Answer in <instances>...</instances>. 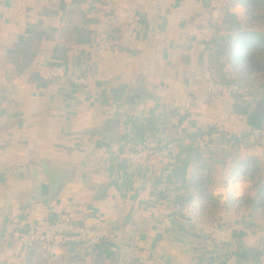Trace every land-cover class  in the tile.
<instances>
[{
	"label": "crops",
	"instance_id": "crops-1",
	"mask_svg": "<svg viewBox=\"0 0 264 264\" xmlns=\"http://www.w3.org/2000/svg\"><path fill=\"white\" fill-rule=\"evenodd\" d=\"M257 8L264 0H0V264H114L132 242L134 264H264V114L205 101L213 38L233 13L251 47L264 43L263 20L240 21ZM29 27L37 54L19 72L7 55ZM55 64L89 84L48 79ZM134 149L145 164L126 158ZM45 167L60 175L54 194ZM62 212L103 228V246L62 238L52 257L37 254L35 236ZM206 213L224 215L231 244L211 240Z\"/></svg>",
	"mask_w": 264,
	"mask_h": 264
},
{
	"label": "built area",
	"instance_id": "built-area-1",
	"mask_svg": "<svg viewBox=\"0 0 264 264\" xmlns=\"http://www.w3.org/2000/svg\"><path fill=\"white\" fill-rule=\"evenodd\" d=\"M262 10L257 8L253 14H261ZM128 23H133L135 17L133 14H125ZM238 65L240 70H243L245 62L241 61ZM261 73L258 71L252 72L251 77H257ZM48 79H56L68 77L73 85L87 86L89 80L83 75L76 73L68 74L67 68L64 65L55 64L47 68ZM206 96L208 98L217 97L219 95H231L239 92L237 84H227L217 80L207 81ZM3 87L0 83V105L2 103ZM147 154L144 150L134 149L126 154V158L136 164L143 165L147 162ZM214 195L218 197L219 204L223 205L227 198L224 195L223 189L218 187L214 190ZM264 196V194H263ZM264 200V199H263ZM264 211V205L259 208V212ZM201 213V212H200ZM204 219V225L208 228L211 240L219 247H225L231 244L234 240L233 228L230 223L222 217L217 223L208 213L201 214ZM106 232L103 228L80 224L67 212L60 213L53 222L46 225L44 231L35 236L34 240L38 245L36 248L37 254L52 257L55 253L56 245L60 239H75L89 243H101L106 238ZM138 239V238H136ZM135 259V245L134 243H120L116 248V263L115 264H134Z\"/></svg>",
	"mask_w": 264,
	"mask_h": 264
},
{
	"label": "trees",
	"instance_id": "trees-1",
	"mask_svg": "<svg viewBox=\"0 0 264 264\" xmlns=\"http://www.w3.org/2000/svg\"><path fill=\"white\" fill-rule=\"evenodd\" d=\"M247 2L248 0H242ZM237 18L233 13H227L225 23L229 24L228 34L223 36L216 35L213 40L212 44L215 46H219V52H223L226 54L230 52L231 47H233V51H236V59L245 62V66L243 68L244 75L250 76L252 72L258 71L262 74V78L264 77V43H259L254 46H250L249 43L252 41L254 37L249 36V31L241 30L240 22L236 21ZM241 30V31H240ZM233 31V32H232ZM239 32L237 37V41L232 42L233 40V33ZM33 29L29 27L25 35H20L18 40L15 42L14 46L8 51V55L11 60L16 64V67L19 72L24 71L29 64L32 62L35 54H37V50L34 51V38L32 37ZM238 48V49H237ZM63 63V62H62ZM63 65V64H62ZM260 74V75H261ZM234 75V74H233ZM234 78H224L221 81L232 84H237L240 88L242 86L241 80L237 78V76H233ZM251 77V76H250ZM256 78V77H252ZM264 82L258 84L256 88H251L250 94H252L253 100L250 103H246L242 98L245 97L244 93L237 92L234 96H236V101L234 103L235 111L249 115L250 113L254 112L255 114H264ZM241 93L242 95L238 94ZM249 94V93H247ZM240 95V96H238ZM241 98L242 102L239 100ZM74 240L79 243L91 244L96 245L99 247L101 243H89L84 242L81 240L75 239H68ZM103 245L101 244V247ZM109 261H112L113 256L108 254ZM111 263V262H110ZM116 263V258H115ZM114 263V264H115ZM100 264V263H99Z\"/></svg>",
	"mask_w": 264,
	"mask_h": 264
},
{
	"label": "rangeland",
	"instance_id": "rangeland-1",
	"mask_svg": "<svg viewBox=\"0 0 264 264\" xmlns=\"http://www.w3.org/2000/svg\"><path fill=\"white\" fill-rule=\"evenodd\" d=\"M262 20L264 21V10L258 16H255L253 14V12L248 11L245 14V16H243L242 20H240V21H242L246 27L247 26L249 27V26H253V25L258 26V24L260 25L261 23H263ZM234 49H233V47H231V50H229L230 52L223 54V52L220 53L218 51L219 46L218 45L216 46L215 50L212 51L213 54H212V57L210 59V71H208V72H210L211 74L209 73L210 78L208 76V79H209L208 81L217 80V81L223 82V81H221V79H223V77L224 78H234L233 76H237V78L243 79V80H241V84H242L241 88L238 86L239 92L244 93L246 96L247 93H250L251 87H254V85L257 86L259 83L263 82L264 77L262 78V74H261V75L257 76L256 78L252 79V77L242 74L241 72H243V71L238 68V65L241 64L240 63L241 61L236 59V53L237 52L233 51ZM227 67L230 69H226ZM225 69L228 71L227 72L224 71ZM224 83H226V82H224ZM227 84H229V83H227ZM232 84H235V83H232ZM206 87H207V85H206ZM237 92H235V93H237ZM235 93L231 94V95H219L217 97L215 96V97L208 98L206 96V89H205V101H207V102L212 101V100L215 101V99L220 98V97H225V96L233 97V99L236 100L237 98H236V96H234ZM241 93H238V94L242 95ZM240 95H238V96H240ZM241 98L242 97H240L239 100L242 102ZM242 99L245 101L246 98L244 97ZM238 143L241 146V144H243L245 142L243 141V139H240V140H238ZM233 146H235L234 143H233ZM216 187L223 189L224 195L227 198V192H226L225 187L222 185H217L214 187V190ZM219 205L221 206V204H219ZM219 216L221 218L224 215L222 213H220ZM219 221L220 220L218 219L215 222L218 223Z\"/></svg>",
	"mask_w": 264,
	"mask_h": 264
},
{
	"label": "water",
	"instance_id": "water-1",
	"mask_svg": "<svg viewBox=\"0 0 264 264\" xmlns=\"http://www.w3.org/2000/svg\"><path fill=\"white\" fill-rule=\"evenodd\" d=\"M136 92L140 93V94H149V92L147 91V88L144 85H140L137 89ZM93 132H97L99 134H107L101 130H93ZM45 170L47 172V175L50 178V184H51V192L52 194H54L60 185V175H58V173L53 172V170L49 169L48 167H45Z\"/></svg>",
	"mask_w": 264,
	"mask_h": 264
}]
</instances>
